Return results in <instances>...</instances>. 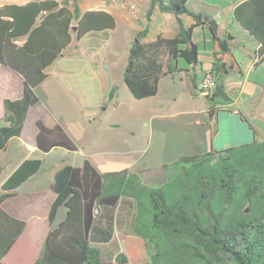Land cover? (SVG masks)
<instances>
[{
    "label": "trees",
    "instance_id": "16d2710c",
    "mask_svg": "<svg viewBox=\"0 0 264 264\" xmlns=\"http://www.w3.org/2000/svg\"><path fill=\"white\" fill-rule=\"evenodd\" d=\"M188 1L148 0L149 22L136 31L123 71V81L134 98L157 95L161 80L182 70L181 59L193 66L199 62L193 33L212 16L194 12ZM155 10L176 17L179 29L175 35L148 39ZM184 14L193 17L190 26L185 25ZM233 16L260 43L256 53L263 61L264 0L239 2ZM116 25L113 13L104 8L83 10L82 0L0 4V68L4 64L22 74L25 85L21 99L4 101L6 124L0 126V150L9 138L21 134L29 107L39 99L33 88L46 80L48 69L74 38L80 40ZM208 27L213 41L210 71L216 87L206 97L213 117L233 100L225 74L242 69L233 53V36ZM192 81L196 88L195 78ZM116 90L117 86L110 89L109 98ZM237 114L253 129L240 110ZM37 126L36 142L43 152L58 147L78 149L61 125L49 127L38 120ZM42 164L40 157L23 160L1 185L0 264H112L92 238L111 239V231L97 225V217L103 207H116L124 196L134 200L133 231L146 247L147 256L138 264H264V138L182 154L163 164V178L153 183L144 181L141 167L100 170L89 159L81 166L65 164L56 170L50 184L55 198L39 251L24 235L26 220L8 212L3 202ZM115 260L124 264L127 258L119 252Z\"/></svg>",
    "mask_w": 264,
    "mask_h": 264
},
{
    "label": "rangeland",
    "instance_id": "374dc122",
    "mask_svg": "<svg viewBox=\"0 0 264 264\" xmlns=\"http://www.w3.org/2000/svg\"><path fill=\"white\" fill-rule=\"evenodd\" d=\"M9 1L21 2L25 0H0V3ZM200 1L204 0H189L188 6L194 9L198 8ZM205 1L220 7L221 11L224 12L225 20L230 26L234 25L229 6L239 0ZM132 5L137 10L136 15L130 12ZM105 7L113 10L119 9L120 11L117 12L123 14V20L116 27V31L113 32L109 29L93 31L80 40L74 38L73 44L65 50L66 56L59 57L48 69L50 76L38 89V95L44 105L52 114L62 120L68 131L72 132V136L79 146V151L69 152L59 148L44 154V164L36 180L19 188V194L10 199V202H19L20 197H23L25 192L30 191L28 189L34 187V183L38 184L42 191L47 190L46 184L58 166L76 164L74 163L76 160L81 161L85 154H92L91 151L95 153V156L92 157L94 160L104 159L102 163H96L100 170L141 167L145 181L153 183L162 179L160 169L163 164L175 161L181 154H200L208 149L205 141L195 149L190 147L188 150L182 144L186 135L183 117L178 116L167 120L151 118L152 105H155V108L158 107L159 102L163 99L168 100L172 94L168 87L164 88L162 85L157 96L136 99L123 81V71L127 63L129 47L136 40V31L143 29L149 22L146 16L149 7L148 0H82L83 10ZM221 11L217 10L216 12ZM216 18L212 19H215L217 23ZM182 19L186 25L194 21L188 15H184ZM235 27L236 25L232 28ZM178 29V21L174 15L155 10L151 19V31L148 39H155L161 32L164 35H174ZM205 29L207 34H211L208 27ZM193 39L200 44L204 43L201 27L195 28ZM103 56H105V61H103ZM180 61L184 60L181 59ZM104 64L113 67L111 73L101 68ZM113 86H117L115 95L118 101V110L112 106L105 108V104H113L115 95L113 98H109V92ZM231 90L233 96L237 97V88L231 87ZM174 91L176 100L172 106L185 105L187 103L186 85L179 82ZM102 102V109L97 108ZM197 103L200 106H206V98L197 100ZM255 107L253 105L246 106L242 103V110L249 116L250 121L256 124L254 114L257 111ZM251 110L253 113L249 112ZM90 113L94 114L95 120L89 121L87 116ZM3 114V104L0 103V117ZM222 115L220 126L224 122ZM34 118L31 113L26 126V136L32 133V128H35ZM112 123H117L118 126H109ZM203 132L206 133L205 130ZM228 133L222 126L220 127L218 133L215 134L216 148L237 144V139L232 137L230 132ZM104 134H108L106 137L108 142L101 139ZM260 137H264L262 133H260ZM223 140H227V142ZM89 146L93 150H90ZM110 148L121 150L123 155L115 151L111 152ZM10 170L11 166L5 165L4 171L0 173V186ZM125 199L112 209L114 219L112 239L104 242L94 241V236L92 238L93 244L101 248L104 259L112 264H119L115 260V256L119 252H122L127 258L124 264H138L144 261L147 256L144 241L133 231L135 208ZM124 210L126 213L122 214L125 212ZM97 218L98 225L100 217ZM45 228L46 225L42 224V220L36 218L30 222L29 227L24 232L29 241L36 244L39 251L44 246Z\"/></svg>",
    "mask_w": 264,
    "mask_h": 264
},
{
    "label": "crops",
    "instance_id": "0c3cea01",
    "mask_svg": "<svg viewBox=\"0 0 264 264\" xmlns=\"http://www.w3.org/2000/svg\"><path fill=\"white\" fill-rule=\"evenodd\" d=\"M27 1L29 0H25L21 2H17V1H9V2L23 4ZM241 1L243 0H239L237 2H233L230 4L229 7H230V12L232 16H233L234 7L236 6V4H238ZM3 3H7V2H1L0 4H3ZM189 8L196 13L198 12L208 13L209 15L212 16V18L214 17L216 18L217 16L216 18L217 23H218L217 32L220 35L231 34L233 36L231 40L233 53L236 59L240 62V66L242 69V72L229 71L224 76L226 89L231 95V97L233 98V100L229 104L228 108H224L220 110L215 115H213V117L209 114V111H208L209 102H208L206 95L202 92L201 87H200V80L202 76L206 72L210 71V69L212 68V62H213L212 33L211 34L206 33L205 28L208 27L207 26L208 23H207L205 26H200L202 28V35L204 38V43L200 44L194 39L197 42L198 47H199V62L193 66V65L187 64L185 61H179V65L182 68V70L173 75H168L161 80L159 92L163 85L164 88L168 87L172 94H170V97L168 100L163 99L161 102L158 103L159 106L161 107L158 106L155 108V105H152L151 118L167 120L170 118H176L178 116L183 117V123H184L183 126L186 131V135L182 141V144L186 146L187 150L190 149V147L195 149L198 145H200L204 141L206 142V146L208 147L207 151L210 150L212 147H215V134L218 133L221 126L226 131V133L230 132V135L237 139L238 141L237 144L252 141L254 138L263 139L264 137H260V133H262L264 136V105H263L264 104V60L261 61L259 56L256 53V51L258 50L260 46V43L253 36H251L249 32L245 30L234 19V16H233V20H234V25H236V27L232 28L234 27V25L230 26V24L225 20L224 12L221 11V8L216 7L215 5H212V3L209 4L207 1L204 0V1H200L198 8H195V9L191 7ZM88 9H93V8H88ZM104 9L114 14L116 18V22H117L116 27L120 25V21L123 20V14L117 12L120 10L119 9L113 10L108 7H105ZM216 9L220 10L221 12H216L217 11ZM184 15H182V17ZM193 22H191L189 25H186V24L185 25L190 26ZM116 27L114 29H109V30L114 32ZM161 34L163 33L161 32ZM165 36H173V35H165ZM73 42L70 44V46L73 44ZM65 50L62 52V55L60 57L66 56ZM103 61H105V56H103ZM101 68H104L105 71H108V73L109 72L111 73V70L113 69V67H110L105 64L102 65ZM48 74L49 75L46 78V80L50 76L49 72ZM192 78H195L196 80V83H197L196 88H194ZM46 80H44L36 88H33L34 93L38 97H39L38 89L40 86H42V84ZM179 82L183 83L187 87V103L180 107H173L172 104L175 103V100H176L174 89L177 86V83ZM231 87L237 88L236 90L237 95H238L237 97L233 96ZM24 88H25L24 76L20 74L19 72L15 71L14 69H12L11 67L2 64L0 68V103L3 104L4 114L2 115V117H0V126L6 124L4 120V115H5L4 101L5 99L6 98L21 99L23 97ZM203 97L206 98V101H207L206 106H200L197 103V100ZM104 100H106V98H104ZM103 102L97 108L102 109ZM242 103L243 105L245 104L246 106H250V105L256 106L255 108L257 112L254 114V119L256 121V124L252 123L250 121L249 116L245 114V112L242 110ZM109 106H112L115 109L118 108V101L116 100V95L114 97L113 104L111 105L105 104V108ZM86 108H89V107L86 106ZM239 110L244 114L246 119H248V121L251 123V125L253 126V129L250 128L247 121L242 120L241 117L237 114ZM249 112L253 113L252 110ZM31 113L35 117L33 121L35 128H32V133L26 136V126H27L28 118ZM221 115L224 116L223 117L224 122L220 126ZM87 117L89 121H91V119L95 120L94 114L90 113L89 116ZM38 120H42L49 127H54L58 124L61 125L66 130V132L69 134V136L73 138L72 132L68 131V129L64 126L62 120L58 116L51 113V111L46 107V105H44L43 101L39 97V99L29 107L21 134L19 136H12L11 138H9L4 148L0 150V162L3 165V171L5 169V165L8 164L11 166V170L9 174L1 182V185L14 172V170L22 163L23 160L27 158H35V157H40L43 159L44 154L49 153L53 150L59 149L58 147V148H54L50 150L49 152H43L42 150L38 148L37 142H36V135L39 131L38 126H37ZM109 126L117 127L118 124L112 123V124H109ZM203 130H205L206 133H204ZM107 135L108 134H104L102 135L103 137H101V139L104 140L105 142H108L106 139ZM74 141L77 143L76 140ZM223 141L227 142V140H223ZM61 149H64V148H61ZM110 149L112 150L111 152L115 151L120 154L122 153V151L119 149H114V148H110ZM90 150H93V148L90 147ZM76 151H79V146L77 150L69 151V152H76ZM124 152L127 153V151H124ZM91 153L93 155L85 154L81 161L76 160L74 162L76 164L74 165L81 166L84 163L85 159H89L95 165L96 163H102L104 161V159H96V158H95L96 160H94V158L92 157L95 156V153L93 151H91ZM43 164L40 170L34 175H32L27 181H25L19 188H21L25 184H28L29 182L35 181L36 177L38 176V174L40 173L43 167ZM62 166H58L56 170ZM56 170L52 172L51 178L46 184V187L48 188L47 190L42 191L40 189V186L34 183L33 184L34 187L32 189H28L30 191L25 192L23 194V197H20L19 202L9 201L10 199L16 197V195L19 194L18 193L19 188H17L16 190H13L12 196L3 202V207L8 212H10L14 216H17L19 218L26 220L27 226H26L25 231L29 227L30 222L38 218V220L39 219L42 220V224L46 225L45 233L47 234L49 230L48 212L50 209V205L55 198L54 192H52L50 189V184L54 179V174ZM160 171L162 172V178H163L162 168L160 169ZM142 175H143V172H142ZM157 179L158 178L156 177V180ZM144 181H145V178H144ZM124 198H126L125 199L126 202L130 203L134 207V200L131 197L124 196L122 197L120 202L123 201ZM113 208L115 207H103L100 211V214L98 215V217H100L99 223H98L99 226L105 230L111 231L112 233L111 239L113 237V225H114L113 210H112ZM125 213L126 211L122 214H125ZM101 237L102 236L99 237L95 235L94 241H101L102 240Z\"/></svg>",
    "mask_w": 264,
    "mask_h": 264
},
{
    "label": "built area",
    "instance_id": "2783aa9c",
    "mask_svg": "<svg viewBox=\"0 0 264 264\" xmlns=\"http://www.w3.org/2000/svg\"><path fill=\"white\" fill-rule=\"evenodd\" d=\"M130 12H131L133 15H136L137 10H136V8H135L134 5H132V6L130 7ZM200 87H201L202 92H203L205 95H207V94H211V93L214 91V89H215V87H216V80H215V76H214V74H213L211 71L206 72V73L202 76V78H201V80H200Z\"/></svg>",
    "mask_w": 264,
    "mask_h": 264
},
{
    "label": "water",
    "instance_id": "95a60500",
    "mask_svg": "<svg viewBox=\"0 0 264 264\" xmlns=\"http://www.w3.org/2000/svg\"><path fill=\"white\" fill-rule=\"evenodd\" d=\"M209 24H210V26L212 27V29H213L214 31H217V23H216L215 19H211V20L209 21ZM75 27H76V26H75ZM137 41H138V40H137ZM246 211H249V208H247Z\"/></svg>",
    "mask_w": 264,
    "mask_h": 264
}]
</instances>
